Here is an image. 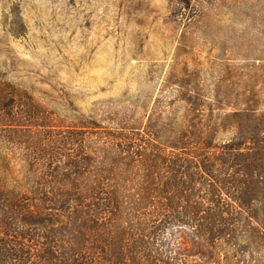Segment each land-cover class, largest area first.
<instances>
[{"label": "trees", "instance_id": "obj_1", "mask_svg": "<svg viewBox=\"0 0 264 264\" xmlns=\"http://www.w3.org/2000/svg\"><path fill=\"white\" fill-rule=\"evenodd\" d=\"M234 85L187 71L140 116L1 133L28 150L0 155V264H264V78Z\"/></svg>", "mask_w": 264, "mask_h": 264}, {"label": "rangeland", "instance_id": "obj_2", "mask_svg": "<svg viewBox=\"0 0 264 264\" xmlns=\"http://www.w3.org/2000/svg\"><path fill=\"white\" fill-rule=\"evenodd\" d=\"M263 63L264 0H0V109L36 104L51 124L0 122V155L28 150L1 133L103 127L168 100L184 72L239 89Z\"/></svg>", "mask_w": 264, "mask_h": 264}]
</instances>
